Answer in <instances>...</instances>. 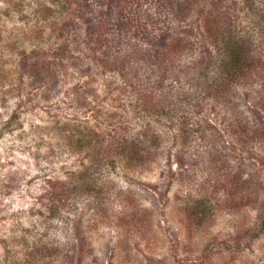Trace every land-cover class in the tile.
Segmentation results:
<instances>
[{"label":"rangeland","instance_id":"1","mask_svg":"<svg viewBox=\"0 0 264 264\" xmlns=\"http://www.w3.org/2000/svg\"><path fill=\"white\" fill-rule=\"evenodd\" d=\"M67 1L0 0V264H264V230L259 228L264 159H252L255 175L263 182L256 202L248 184L239 181L232 187L223 174V162L214 163L205 150L209 143L223 150L230 146L231 165L237 166L240 158L248 161V152L233 146L236 121L222 122L228 119L222 109L235 100L221 99L214 110L208 105L209 94L196 97L195 82L183 78L187 87L191 84V94L181 107L193 115L194 129L204 130L198 147L203 158L194 159L190 175L181 174L185 167L178 165L171 134L163 136L167 147L158 158L134 166L116 156L98 168L97 160L89 159L99 141L109 145L121 134L128 137L159 124L165 130L172 122L167 119L170 114L161 122L149 118L139 110L141 99L128 90L125 76L103 61L89 62L96 54L84 48L85 31L106 14V0H90L100 4L94 20L76 12L81 0ZM160 3L148 1L149 8H141L138 17L114 13L112 19H131L136 25L138 18L137 28L146 33L159 26L166 34L155 37L162 35L163 43L183 39L180 52L190 43L193 52L178 53L184 70L185 61H194L202 47H210L201 25L210 14L227 20L237 32L262 38L264 29L256 24V14L264 11V0H181L179 16L164 23L158 19L163 17ZM72 11L76 18L63 26L61 21L69 20ZM113 20L106 19L105 43L112 51L122 47L119 51L128 56L133 76L147 83L151 66L148 57L143 60L140 39L130 34V25L119 35ZM74 53L87 56L83 63L93 65L92 73L82 70L81 60L67 59ZM53 68L58 71L56 80L51 77ZM184 70L186 75L191 72ZM213 76L208 77L210 91L217 84ZM174 113L172 121L181 109ZM254 139V155L264 153V142ZM85 170L87 177L82 176ZM206 171L211 182L204 179ZM204 196L210 197L202 206L207 214L198 216L195 205L204 203ZM142 218L144 223H137ZM240 231L246 237L257 231L258 236L242 252L223 246L212 262L201 259L207 243L229 240Z\"/></svg>","mask_w":264,"mask_h":264},{"label":"trees","instance_id":"2","mask_svg":"<svg viewBox=\"0 0 264 264\" xmlns=\"http://www.w3.org/2000/svg\"><path fill=\"white\" fill-rule=\"evenodd\" d=\"M148 1L150 0L146 2L145 0H106L104 8L106 14H102L101 17L103 18L100 21L97 20V26H95V28L93 27L94 23H89L88 31H85L83 43L85 46L84 48L88 52H93L94 55L96 54L93 60H89V62L96 60L100 63L103 61L104 65L108 66L111 71L117 70L116 72H120L125 76L127 79L126 86L129 87L128 90H135L131 92L136 93L139 96H137V98L141 99V106H139L141 112H144L151 119L155 117L159 122H161L160 120L162 117L167 118L168 114H170L167 119L172 123H167L168 125L165 130L164 127L162 128L159 124L149 129L137 130L136 133L128 137L121 134L120 138H117L109 145L99 141L100 145L97 143L99 146H97L95 153H93L89 159L92 160V158H94L97 160L98 168L104 166L108 160H115L117 157L129 161V165L133 164L134 166V164L139 162L150 161L155 156L158 158L157 155L167 147H165L163 136L171 134L178 165L180 168L185 167L182 169L183 171L181 170L182 172H180L181 174L187 173L190 175L193 171L194 159H199V157L203 158L202 150L198 149V147L199 141H204V130L200 128L194 129V123H191V120L194 118L193 115L185 113L184 106L181 107L185 102L186 96L191 94L188 93V91L191 90V84L187 87L185 81H183V78H185L189 83L192 81L195 82L193 85H195L196 97L200 96L203 92L209 94L207 98H209L212 103H208V105L214 110L224 99L227 101H236V104H233L230 108L229 106H225L224 109H222L223 116L228 118L227 120L222 119V122H230V120H232V122L236 121L235 124L237 126L234 128L235 142L233 146L248 152V161L240 158L237 166L231 165L229 156L233 148L230 146H226L223 150V148L219 149L216 147L215 143H209L210 148H208L207 145L205 150L209 149V158H213L214 163L218 164L223 162L226 167V171H224L223 174L228 177L232 187L235 184H240L239 181H242L243 185L248 184L246 188H250V192H253L257 202L260 193L258 184H263L262 180L264 179L261 180V177L259 179V177L255 175L256 171L254 170L252 159H264V153L257 154L255 152L254 155L251 150L252 147L250 146L256 142L254 139L255 137L260 138V140L264 142V31L262 33V38L256 40L253 35L243 34L242 30L238 32L235 31V29L229 25L230 22L227 24V20L223 21L217 15H208L204 18L201 25L204 29L205 39L208 40L210 47L204 49L202 47V55L200 54L194 61H185L188 64L185 70L186 68H191L190 74L187 73L189 75H186V73L182 72L184 70L181 64L182 58L178 56L182 48L183 39H179L180 41L177 39L169 43H163L164 38L162 35L155 37L158 33L166 34L163 28L159 26L155 30L146 33L141 31L143 27L141 30L137 28L140 26L138 18H135L136 25H132L130 22L131 19L127 22L123 20L118 21L117 18H115L116 20L112 19V16L119 13H122L126 18H128L129 14L137 16L136 14H138L141 8H149L148 6L150 5L146 6ZM180 1L181 0H162V3L159 5L162 6L160 12L163 13V17L161 16L158 19L164 23L166 20L173 21V17H178L183 7V3H180ZM71 2L67 1V3L72 4ZM76 5L80 6L76 12L80 10V12H84L85 15L90 14L88 17L94 20V15L98 13L96 7L100 4H96L95 6V4L90 3V0H81L79 4ZM164 8H166L167 11H164ZM115 10L117 12H115ZM73 11H75V9ZM73 11L69 12V20L65 21L66 19H64L61 21L63 26L73 23V19L76 18L72 16L74 14ZM256 16V24L264 29V11L261 13L259 11V14H256ZM106 19H111L115 22L119 30V35H123L120 29L126 30V25H130L132 27L130 34L135 35L136 39H140V49L145 50V53L140 51L143 55V60H146L148 57L147 61H150L149 64L151 66V73L149 72V81L147 83H143L140 78L133 76L131 72L132 68L129 67L130 60L128 56H126L124 52L122 54L120 53L122 47H118L116 50L112 51L105 43L103 28L105 27ZM98 22H100V27L98 26ZM71 28L73 29V27ZM154 45L156 46L150 50V47ZM65 49H67L66 46ZM64 52L60 51L58 54L62 57L63 54L65 55ZM185 52L186 54L193 52V47L190 43H188L187 47L180 52V54H184ZM85 58H87L85 54L80 55L74 53L73 55L67 56L68 60H81V68L88 75L93 72V65L86 62L83 63V59ZM142 64L144 65L145 63L142 61ZM194 67L195 69H193ZM211 70L213 72H211ZM196 71L197 74L195 73ZM18 72L20 74L23 73V70H20L19 66ZM57 72L58 71L53 68V73L51 74L52 79L57 75ZM210 73L214 75L213 78L216 79L217 82L215 87H213L215 89L212 91H210L211 84L208 83ZM164 84L168 86L163 87ZM215 94L219 95L218 98H215ZM202 106L204 107V105ZM179 109H181V113L178 114ZM174 111H176L178 115L175 117V121H172L171 117L175 115ZM228 111L231 112V115L226 113ZM246 112L247 116H244ZM258 122H261L263 126L261 127ZM203 162L205 163V161ZM262 162L264 163V160ZM87 171L89 170H85L82 173L83 177L89 175ZM211 171L214 170L211 169ZM205 174L204 179L206 180L207 175H209L208 171H206ZM93 190L94 188L91 187L90 192H93ZM53 196L55 198V194L52 195V197ZM128 196V202L132 203L133 200L130 198L131 196ZM203 198L205 200L204 203L200 201L197 203L198 205H195L199 207L196 212L198 216L202 213L204 215L207 214L202 206L207 203L210 197L204 196ZM247 199L249 201L251 200L249 196H247ZM212 206H215L213 200ZM133 215H135L134 211L129 213L128 217L132 219L134 218ZM259 218L261 220L259 228L264 230V215H259ZM137 223L143 224V218L138 219ZM238 233L239 234L236 235L237 237H232L226 241L220 240L217 241L216 244H213L214 242L207 243V245L202 248L203 253L201 254V259L206 260L208 263L212 262L210 259L217 257L218 253H221L220 249L223 246L226 250L232 252H242L245 247L252 245L251 242L258 236L257 231L250 237H246L244 232L240 231Z\"/></svg>","mask_w":264,"mask_h":264}]
</instances>
